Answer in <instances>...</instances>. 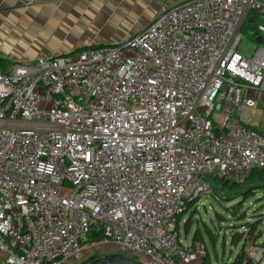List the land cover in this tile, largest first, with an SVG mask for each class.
Listing matches in <instances>:
<instances>
[{
  "label": "built area",
  "instance_id": "1",
  "mask_svg": "<svg viewBox=\"0 0 264 264\" xmlns=\"http://www.w3.org/2000/svg\"><path fill=\"white\" fill-rule=\"evenodd\" d=\"M250 11L264 18V0H179L119 45L0 70V264H82L109 244L201 263L179 238L186 203L264 169L243 96L264 90V59L238 51ZM245 253L264 264L255 240Z\"/></svg>",
  "mask_w": 264,
  "mask_h": 264
},
{
  "label": "crops",
  "instance_id": "2",
  "mask_svg": "<svg viewBox=\"0 0 264 264\" xmlns=\"http://www.w3.org/2000/svg\"><path fill=\"white\" fill-rule=\"evenodd\" d=\"M179 0H0V59L7 65L32 62L39 56L54 57L71 53L86 43L118 45L142 30L138 17L151 10V21ZM252 11L243 20L250 28L243 41L251 44L247 58L264 59V39L255 41L257 20ZM264 22V18L262 19ZM124 23L128 34L98 36L105 26ZM136 24V26H134ZM263 26V25H262ZM144 29V27H143ZM98 37V38H96ZM241 42V43H242ZM240 43V44H241ZM240 46V45H239ZM239 49V48H238ZM243 96L256 102L245 125L264 135V90L244 89Z\"/></svg>",
  "mask_w": 264,
  "mask_h": 264
},
{
  "label": "rangeland",
  "instance_id": "3",
  "mask_svg": "<svg viewBox=\"0 0 264 264\" xmlns=\"http://www.w3.org/2000/svg\"><path fill=\"white\" fill-rule=\"evenodd\" d=\"M151 10L153 9L147 10L138 17L137 26H143L144 28L149 26L148 24L152 20ZM262 19H258L257 24L264 26ZM134 26H136V24H134ZM143 27L138 35L144 30ZM127 30L128 27L124 25V23H119L115 26L103 27L98 31V36L105 41V36L112 37L123 35V33L128 34ZM105 44H107L106 41L103 45ZM82 47L83 46L80 45L79 48ZM238 51L243 56H250V52L252 51L251 44L247 41H243L240 44ZM255 192L256 193L251 197L242 200L237 194L226 195L218 185L214 184L211 187L210 193L198 197V204L196 207L191 208L189 212L185 213L180 219L178 231L182 244L186 247L190 246L194 233L199 231L202 234L213 264H232L239 253V247L233 248L230 245V236L232 232L237 230L239 232H246L249 224H255L257 232L262 234V236L258 238V242H261L264 239V190L258 189L255 190ZM65 195H69V191H67ZM188 219L190 222H188L189 228L186 232L185 223ZM206 227H208L211 232V237H208ZM223 238L225 240L224 245ZM250 239L251 238H248V240ZM212 240L215 242V252ZM248 240L246 241V244L248 243ZM97 248L98 252L101 253L99 255L101 259L106 258V256L108 258L117 254L116 247L111 244L101 245ZM215 256L218 261H216ZM137 258L142 262L147 261V258L142 257L141 255H137Z\"/></svg>",
  "mask_w": 264,
  "mask_h": 264
},
{
  "label": "trees",
  "instance_id": "4",
  "mask_svg": "<svg viewBox=\"0 0 264 264\" xmlns=\"http://www.w3.org/2000/svg\"><path fill=\"white\" fill-rule=\"evenodd\" d=\"M252 12L256 13L254 11H252ZM253 15H254V18H256V16H258L257 13L253 14ZM249 28L250 27L247 24H242L241 32L244 35H247ZM7 66H8L7 63L4 60L0 59V70L2 72L6 71ZM208 180H209V183H210L211 187L214 184L218 185L221 188V190L226 195L229 196V195L237 194L242 200H245V199L251 197L254 193H256L255 190H258V189L264 190V169H254L251 172L248 180L243 185L233 184V183H230L227 180H223V179L221 180V179H218V178H211V179H208ZM197 204H198L197 198L192 200V201H188L186 203V207H185L184 212L177 218V222L179 223V221L182 218V216L185 213L189 212V210L191 208L196 207ZM188 222H190L189 219L185 223V229H186L185 231L186 232L188 231V228H189V223ZM206 228H207L208 237H211L212 236L211 232L209 231L208 227H206ZM261 236H262V234L260 232H257V229L255 228V224L254 225L253 224H249L248 227H247L246 232H239L238 230L232 232V234L230 236V245L233 248L239 247V253L235 257V259L232 262V264H243L244 263L245 255H246L245 248H246V245H247L246 241L248 240V238H251L250 239L251 241L255 240V242L259 243V246L261 248H263V250H264V239L261 242H258V238L261 237ZM195 243H201L202 246L204 247L205 251H206V255L202 259L200 264H213V261H212V258L210 256V253L208 252L207 247H206V245L204 243L202 234L199 231H196L194 233V235L192 237V243H191L190 246H193ZM212 244H213V249H214V252H215V242H214V240H212ZM224 244H225V240L223 238V245ZM94 259H99V258H94ZM215 259H216V261H218L217 257Z\"/></svg>",
  "mask_w": 264,
  "mask_h": 264
},
{
  "label": "water",
  "instance_id": "5",
  "mask_svg": "<svg viewBox=\"0 0 264 264\" xmlns=\"http://www.w3.org/2000/svg\"><path fill=\"white\" fill-rule=\"evenodd\" d=\"M255 27H252V30H254ZM255 35V41L257 43H261V35H259L257 32L254 34ZM79 49L69 53H75L77 51H79ZM82 264H142L141 262L135 261L133 259H131L128 256L125 255H121V254H114L108 258H104V259H92L88 262L82 263Z\"/></svg>",
  "mask_w": 264,
  "mask_h": 264
},
{
  "label": "flooded vegetation",
  "instance_id": "6",
  "mask_svg": "<svg viewBox=\"0 0 264 264\" xmlns=\"http://www.w3.org/2000/svg\"><path fill=\"white\" fill-rule=\"evenodd\" d=\"M105 257V256H104ZM100 258V257H99ZM106 258H107V256H106ZM102 259H104V258H102Z\"/></svg>",
  "mask_w": 264,
  "mask_h": 264
}]
</instances>
